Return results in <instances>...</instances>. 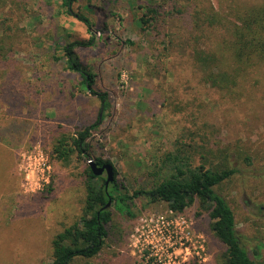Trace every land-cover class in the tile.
I'll list each match as a JSON object with an SVG mask.
<instances>
[{
	"label": "rangeland",
	"instance_id": "rangeland-1",
	"mask_svg": "<svg viewBox=\"0 0 264 264\" xmlns=\"http://www.w3.org/2000/svg\"><path fill=\"white\" fill-rule=\"evenodd\" d=\"M145 2L72 3L95 35L94 45L75 48L77 60L109 101L89 138L90 156L109 160L129 194L149 188L153 164L178 138L191 144L194 164L236 168L215 189L231 207L248 255L264 262V62L219 89L204 81L188 43L192 35L199 47L221 50L250 9L264 11V0L180 2L178 11L165 9L159 28L141 30ZM194 11L202 33L193 27ZM88 36L61 0H0V264H50L51 239L82 215L86 158L61 162L52 141L99 113L97 96L80 86L61 48ZM128 203L130 212L112 202L104 245L72 264H223L224 245L197 201L182 212L142 195Z\"/></svg>",
	"mask_w": 264,
	"mask_h": 264
},
{
	"label": "trees",
	"instance_id": "trees-1",
	"mask_svg": "<svg viewBox=\"0 0 264 264\" xmlns=\"http://www.w3.org/2000/svg\"><path fill=\"white\" fill-rule=\"evenodd\" d=\"M75 0H61L64 11L73 15L82 22L89 36L84 40L69 41L61 46L66 67L78 73L81 77L80 86L96 95L99 100V113L91 124L76 130L72 134L59 133L52 141V154L61 162H68L73 154L87 158L90 156L89 138L92 132L98 129L104 113L109 107L106 91L94 88L95 73L83 68L77 60L75 48L89 47L95 44L93 22L84 13L74 11L72 3ZM169 1H171L170 4ZM193 0H159L146 2L140 7L143 9L139 16L141 30L157 29L161 26L162 14L165 9L178 11L177 3L191 4ZM258 10V12H256ZM261 8H252L243 20L242 26H235L233 38L226 42L219 51L214 48L199 47L191 35L188 43L191 48V59L204 81L212 87L231 89L243 78L246 69L255 62H264V11ZM191 16V14H190ZM194 28L203 29L199 14L194 11ZM209 22H215L216 15H207ZM189 40H193L189 41ZM130 43H133L130 41ZM174 149L164 152L159 160L153 164L154 179L149 188H139L131 194L121 190L120 184L114 180L107 187L104 178L94 175L88 163L84 169V189L82 215L78 221L64 227L51 239L50 264H72L75 257H92L105 243L107 224L112 220V202L121 210V204L128 210V201L138 195L149 198L150 201L162 200L174 212H182L194 201L199 204L200 210H205L209 218V228L214 236L224 245L221 255L223 264H264L261 260L252 259L243 246L235 218L226 199L216 191V187L236 172V168L228 164L209 165L205 162L194 164L190 143L178 138ZM91 157V156H90ZM98 165L109 162L100 157H92ZM110 163V162H109ZM111 164V163H110ZM110 199V205L106 202Z\"/></svg>",
	"mask_w": 264,
	"mask_h": 264
},
{
	"label": "water",
	"instance_id": "water-1",
	"mask_svg": "<svg viewBox=\"0 0 264 264\" xmlns=\"http://www.w3.org/2000/svg\"><path fill=\"white\" fill-rule=\"evenodd\" d=\"M87 163L94 175H102V173L105 172L106 174L104 181L105 187H107L109 183L113 182L114 169L112 164H110L109 162H104L101 165H98L95 159L90 156L87 158ZM109 205H110V199H108V201L106 202V207H108Z\"/></svg>",
	"mask_w": 264,
	"mask_h": 264
},
{
	"label": "flooded vegetation",
	"instance_id": "flooded-vegetation-1",
	"mask_svg": "<svg viewBox=\"0 0 264 264\" xmlns=\"http://www.w3.org/2000/svg\"><path fill=\"white\" fill-rule=\"evenodd\" d=\"M100 176H102L104 178V181H105V176H106L105 172H103L102 175H100Z\"/></svg>",
	"mask_w": 264,
	"mask_h": 264
}]
</instances>
